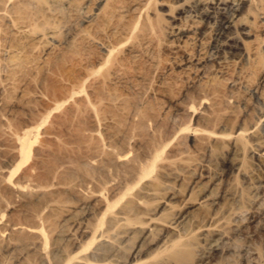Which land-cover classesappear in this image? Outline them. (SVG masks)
Listing matches in <instances>:
<instances>
[{
	"label": "bare ground",
	"instance_id": "1",
	"mask_svg": "<svg viewBox=\"0 0 264 264\" xmlns=\"http://www.w3.org/2000/svg\"><path fill=\"white\" fill-rule=\"evenodd\" d=\"M246 1L221 4L232 15L221 16L220 48L242 52L233 20ZM99 2L103 7L88 18L90 0H0V263L7 256L14 264H121L118 251L139 239L143 251L133 253L148 257L145 264H210L216 255L215 264H234L227 256L253 264V249L224 241L228 220L246 206L242 196L211 213L201 210L218 205L208 199L212 192L190 211L176 208L195 201L196 186L186 197L180 188L203 164L231 156L234 169L252 151L264 163L256 130L264 125V67L256 65L255 49L230 86L205 77L166 120L162 105L147 97L141 67L123 58L141 57L138 5L129 15L118 3ZM252 4L263 21L264 0ZM123 15L129 17L122 22ZM96 47L104 53L91 54ZM54 67L72 72L54 81L69 90L54 91L60 97L51 101L26 93V72L34 78L38 68ZM241 89L262 105L257 121ZM239 108L247 118L235 119Z\"/></svg>",
	"mask_w": 264,
	"mask_h": 264
},
{
	"label": "rangeland",
	"instance_id": "2",
	"mask_svg": "<svg viewBox=\"0 0 264 264\" xmlns=\"http://www.w3.org/2000/svg\"><path fill=\"white\" fill-rule=\"evenodd\" d=\"M111 1L113 3H118V6L121 7L122 10L124 9L125 13L122 11L124 14H126V12L127 14L130 12L132 13L131 9L139 7L137 11L139 15L136 12V21L138 22V29L141 31L139 32L140 36L136 42L140 44L139 52L141 57L132 60L129 56L123 55V58L130 65H132L134 61L141 67L147 80L145 86L147 89V97L150 99V102L156 101L162 105L166 120L173 116L174 106L172 105L176 102L180 104L183 94H193V91L197 90L196 87L202 86L205 81L208 83H216L222 88L230 86L235 73L238 72L239 69H245L247 67V57L245 53L249 51L251 53L252 49H255L256 65H258V68L264 67V20L262 21L257 11L252 9V0H247L244 3L243 12L237 15L233 20L234 32L233 30L232 32L239 42L240 47H242V52L230 51L219 47L221 41L218 34L222 27L221 16L225 13L226 17L232 15L231 10L227 7H223L221 4H228L229 0H107V5H110ZM89 4L87 10L89 16L87 14V16H85L88 18L96 14L97 10L100 11L104 5V3L101 4L99 0H90ZM136 5H138V7ZM123 16L126 18L123 17V20L121 18L117 19L123 22L129 17L128 15ZM85 17H80V24L84 20L87 21L84 19ZM142 24H144V26ZM155 24H157L159 28V33H157L158 28L154 27ZM177 29L182 30V32L177 33ZM243 30L249 31L248 36L245 37L240 34L241 31V33H243ZM255 37H257L256 41L254 40ZM123 46L128 49L129 43ZM90 51L93 55L104 53L99 47L93 48ZM229 51L233 52L234 56L230 55ZM239 53L241 54L239 55ZM47 69V71L42 70L43 72H41L40 68H38L36 71L38 75H34V78L36 76L37 80L44 77L42 79H45L46 82L42 79H40L41 81L39 80V82L33 80V75L29 76L30 73L26 72L24 75L25 78H23L25 79L24 82H26V84L24 83V88L27 87L25 91L28 94L33 93V91L41 92V95L43 93L45 95L47 94V97H44V94L42 95L44 101H51L52 99L54 100L60 97L58 93L61 95L63 94L62 91L69 90V84L63 87L60 83H58L60 84L58 85L55 82L58 81L61 75L64 77L70 76L72 72L65 68L58 69L54 67ZM204 71H206L208 75ZM62 72L65 75H63ZM45 73L48 75H45ZM57 74L58 76L55 77ZM52 79L54 80L51 81ZM34 81L37 83H34ZM198 83H200V85ZM28 84L29 86H27ZM48 86L50 87V92H53L55 96L53 93L51 94L49 92ZM44 87L47 89L44 90ZM57 90L59 91L58 93L54 92ZM81 94L82 96L86 95L85 91ZM246 94L249 102L252 103V120L257 121L256 118L259 116V110L263 109L261 107L262 105L255 99L253 94L252 96L248 94L246 89L240 90L239 95L246 96ZM56 95L58 96L57 98H55ZM49 98L52 99L50 100ZM243 111L244 110L241 108L236 109L235 113L237 117L239 116V119H235L240 120L242 116L246 117V113ZM187 121L190 125H195L193 118ZM256 130L264 146V125L262 123H257ZM262 148L264 149V147ZM257 153L258 152L252 151V155L245 154L243 157L237 159V163L240 164L241 167L238 166L234 169L229 165L231 156H227L226 158L222 157L208 164H203L205 169L204 167L198 168L200 170L197 169V172L190 176L189 179H186L185 181L187 182H184L180 188V194L182 192L181 196L183 197L184 193V197H186L190 189L196 186L192 192L194 193L193 197L195 201H189L191 204L188 208H184L185 206L183 207L181 204L180 207L176 209L179 210L181 214L190 211V208H193L198 200H201L204 196H208V194L212 192L210 197L208 196V199L214 200L218 205L216 207H206L201 210L202 212L206 211L207 213H211L216 208L223 209L233 207L234 199L242 196L246 206L236 216L228 220V224L223 231L226 237L224 241L226 244L233 245L234 249H239V247L241 248L243 246H247L251 250L253 249L254 254L252 253V256L248 255V259L250 261H255H252L253 264H264V163L257 160ZM243 173L247 175L246 178L243 177ZM197 185H199L198 187H200V185H205L204 190L197 191ZM177 204L178 203H176V205ZM155 239L157 240L155 237L152 238L153 243L156 241ZM225 242L222 244H225ZM139 246V239H136L126 244L124 248L122 247V251H118L119 253L121 252L119 254V256L121 255V261H123L121 264L147 263L148 257L142 253L140 254L143 249L141 248L140 250ZM138 249L140 250V255L136 258ZM236 257L227 256L226 258H228L229 261L232 259V263L236 264V262H239V260H235L238 259ZM251 257L253 258L252 260ZM219 258L220 256L218 255L212 256L210 258V264H215ZM11 261L12 258L5 256L2 258L0 264H14V262Z\"/></svg>",
	"mask_w": 264,
	"mask_h": 264
}]
</instances>
